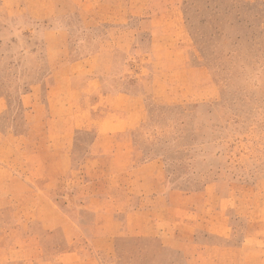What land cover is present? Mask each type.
I'll return each mask as SVG.
<instances>
[{
  "label": "rangeland",
  "instance_id": "obj_1",
  "mask_svg": "<svg viewBox=\"0 0 264 264\" xmlns=\"http://www.w3.org/2000/svg\"><path fill=\"white\" fill-rule=\"evenodd\" d=\"M123 86L143 106L127 134L102 99ZM0 99L14 264L78 243L166 262L175 239L187 264H264V0H0Z\"/></svg>",
  "mask_w": 264,
  "mask_h": 264
},
{
  "label": "crops",
  "instance_id": "obj_2",
  "mask_svg": "<svg viewBox=\"0 0 264 264\" xmlns=\"http://www.w3.org/2000/svg\"><path fill=\"white\" fill-rule=\"evenodd\" d=\"M53 56H49V59H51ZM89 58V57H88ZM89 60H92V57L89 58ZM102 58L101 57H97L95 60H93V64L91 65V68L95 69V67L99 66L101 64ZM70 70V64L69 63H64L60 66H58L52 77H53V83L51 86H47V90L48 93L51 95H55L56 97H59V99L65 100V98L61 97L59 94H67V91H69L70 86H63L60 85L57 80L59 76H62L64 74H68ZM37 89H40V86H37L34 88V92L37 91ZM140 95L139 93L135 90V86H123L120 90L113 92V93H105L103 95L104 99V103H107V107H109L110 112L111 111H115V110H121L122 111V125L124 127V134H127L128 132H131L132 130L136 129L143 120V106H142V100L140 99ZM4 108V100L0 99V113L2 112V109ZM109 118V117H108ZM103 119V118H102ZM114 124L118 121H120L119 119L114 118ZM109 122V123H108ZM112 122H110L107 119V124H111ZM113 125V124H112ZM79 133V132H78ZM3 136L0 135V157L3 156V142H2V138ZM7 138V137H6ZM127 149L124 150V152H122L123 156L125 157V155H127ZM119 154V152L114 153V157H117V155ZM1 161V159H0ZM117 165V164H115ZM148 167V165H147ZM147 169L148 168H144ZM4 168L1 166L0 164V173H3ZM156 175V174H155ZM149 180V179H148ZM4 183L3 181L0 180V187H4ZM10 184H7V186H9ZM170 206V204H169ZM187 228V227H186ZM185 229V228H184ZM182 233V232H181ZM159 231H150V232H146L144 233V240H150V239H154L155 237H159ZM190 236H192V234H190ZM189 234H187L186 236H184V238H190ZM190 240V239H189ZM164 241H162L161 243L159 242L160 245H162V247H165V244H169L170 247L169 249H171L172 253L175 255L173 258L168 259L166 262H159V261H154V263L151 264H187L186 262V252L188 247L189 242H187L184 239H175L173 240V242H167L165 243ZM171 243V244H170ZM190 246V245H189ZM162 247H160L162 249ZM14 248H12L11 246H5L4 245H0V254H2V252H8L10 255V260H3L2 258H0V264H14V263H19L18 260L12 258L13 254L16 255V253L13 251ZM101 250L99 248H97V246L92 245H82L78 243V250L73 251L71 253H65L60 255L59 257V264H100L97 256H98V252H100ZM117 251H119V249L117 248ZM148 252V249L146 248V253ZM124 257H126V255L124 254ZM147 259H149V257L147 256ZM149 260H146L144 262H142V264H149L148 263ZM37 264H50L48 259L45 258H41L40 260H38L36 262ZM31 264V263H30ZM123 264H129L127 262H123Z\"/></svg>",
  "mask_w": 264,
  "mask_h": 264
}]
</instances>
